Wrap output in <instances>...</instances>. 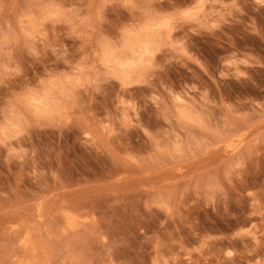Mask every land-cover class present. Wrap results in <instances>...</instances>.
<instances>
[{
  "label": "rangeland",
  "instance_id": "obj_1",
  "mask_svg": "<svg viewBox=\"0 0 264 264\" xmlns=\"http://www.w3.org/2000/svg\"><path fill=\"white\" fill-rule=\"evenodd\" d=\"M0 264H264V0H0Z\"/></svg>",
  "mask_w": 264,
  "mask_h": 264
},
{
  "label": "snow or ice",
  "instance_id": "obj_2",
  "mask_svg": "<svg viewBox=\"0 0 264 264\" xmlns=\"http://www.w3.org/2000/svg\"><path fill=\"white\" fill-rule=\"evenodd\" d=\"M185 15H187V13H185Z\"/></svg>",
  "mask_w": 264,
  "mask_h": 264
}]
</instances>
